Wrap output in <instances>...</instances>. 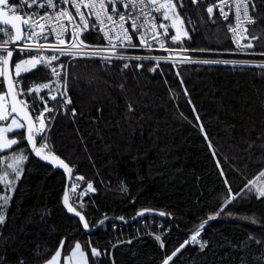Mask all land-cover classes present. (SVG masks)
I'll list each match as a JSON object with an SVG mask.
<instances>
[{
  "label": "trees",
  "instance_id": "obj_1",
  "mask_svg": "<svg viewBox=\"0 0 264 264\" xmlns=\"http://www.w3.org/2000/svg\"><path fill=\"white\" fill-rule=\"evenodd\" d=\"M254 2L257 8L251 14L256 23L249 32L259 37L255 41L259 53L264 51V0ZM173 3L187 32L180 38L185 48L232 51L227 23L215 9L211 18L206 11L211 0L196 5L183 0V7L178 0ZM169 35H175L172 27ZM165 38L169 46L180 47ZM20 58L16 54L13 63ZM150 67L125 69L112 62L73 61L68 108H75L76 115L56 114L47 136L54 153L74 166L73 175L85 178L78 181L80 186L91 182L95 188L77 205L89 228L103 218L129 221L144 209L168 217L148 216L131 224L108 222L86 233L62 207L64 174L37 161L21 140L14 148L26 150L29 158L21 178L13 183L12 199L3 208L6 221L0 227V256L7 264L20 260L43 264L64 237L65 249L76 241L87 248L90 241L101 250L94 264H163L222 207L224 211L208 220L198 237L206 242L203 250L188 245L168 264H261L264 199H233V194L264 170V70L164 65L161 74ZM22 77L31 84L45 79V74L38 67ZM33 106L37 112L36 100ZM14 135L23 137L24 130L10 134ZM7 155L10 152L0 153ZM5 161L0 162V170ZM0 189L3 195L1 184ZM89 260L93 261L90 255Z\"/></svg>",
  "mask_w": 264,
  "mask_h": 264
},
{
  "label": "snow or ice",
  "instance_id": "obj_2",
  "mask_svg": "<svg viewBox=\"0 0 264 264\" xmlns=\"http://www.w3.org/2000/svg\"><path fill=\"white\" fill-rule=\"evenodd\" d=\"M180 6L183 7V0H178ZM204 0H191L193 5L203 3ZM71 10H70V8ZM176 5L173 0H19L18 3H13L12 0H0V153H9L7 156H0V162L11 160L7 163L6 169H11V172L5 170L3 175H0V182L6 180L9 176L8 183L5 188L12 190V183L18 181L24 171V162L29 158V153L24 149L14 148L21 140H26L31 147L32 153L40 160L46 161L54 167L63 168L67 174L69 184L63 196V204L69 213H73L79 217L80 222H83V228L89 230V224L82 211L78 210L77 205L83 203V197L88 191L95 192V188L91 182H86L84 187H81L76 181H84L82 175H73L74 166H70L65 160L56 155L52 149L47 136V130L51 127V122L55 119L57 112H70L73 117L76 115L75 108H68L72 103L71 97L67 93V68L61 57H72L73 59H100L109 62L113 59L124 61L126 59H134L136 61L150 60L156 61L155 67H150L152 72L159 67L160 61L170 62L165 57H125L119 49L137 48L139 47L133 41V36L140 41L141 45H146L151 48L149 43L147 25H152L153 28L163 29V32H155L151 39H157L158 36H167L169 42L180 44L179 49L172 51L191 52V51H214L212 49H188L183 46L180 39V29L176 26V21L184 23L180 15L175 11ZM214 8L220 13L224 21H229V16L233 15L236 21V26L231 22L228 23V28L233 34V39L236 40L238 35L248 33L247 27H243L242 31H238V27L247 24H255L256 19L251 12H255L257 5L254 0H214L213 4L207 6L206 11L209 17H212ZM74 10V11H73ZM156 13L158 15H153ZM159 21V23H157ZM165 21H171V24H166ZM215 22V21H213ZM191 23V21H189ZM130 25V27H126ZM169 27L176 29V35H169ZM94 32L98 36H102L106 43L90 45L86 43L87 37L81 39L86 32ZM187 35V32L184 33ZM54 39H51L53 38ZM245 39L249 43L241 45L239 40H236L237 48L240 51L254 48L252 40L257 37L254 34L245 35ZM163 47L164 42L157 40ZM10 44L16 47H9ZM29 44H34L36 47H28ZM87 49V50H86ZM51 52V55H44L45 52ZM19 52L20 59L12 63L14 53ZM58 53V54H57ZM107 53V54H105ZM248 55L264 56V51L256 53H246ZM58 62V63H53ZM173 64L174 61H171ZM183 63H201V64H231L234 67L255 66L264 70V63L252 65L250 61H228V60H213L201 59L194 60L190 56H184ZM47 69L54 79H49L47 82L40 84L31 83L27 89L22 87V74L33 71L38 67ZM128 63L123 64V68H128ZM136 68H142L143 64H136ZM163 70H161V74ZM177 76H180L178 71ZM181 85L183 80L181 79ZM123 87V85H121ZM6 88V90H5ZM62 88L63 91L58 89ZM47 89L46 95L41 96L39 93ZM33 93L36 95L34 96ZM187 95V90L185 89ZM35 100H39L44 107L36 113V108L33 106ZM49 101H56V104L49 107ZM191 103V101H189ZM129 111H133L129 105ZM195 111V109H193ZM45 113H54L52 116H46ZM199 121V115L196 117ZM38 123V127H37ZM24 130V136L19 135L9 136V133ZM201 132L204 133L207 140V133L203 125H200ZM211 148V142L209 141ZM251 147V145H250ZM215 156V152H213ZM219 166V162L217 161ZM223 175V172H221ZM264 180V170L253 179L248 181L244 189L239 193L233 194V199L236 196H253L258 200L264 199V183H258ZM227 184V180H225ZM79 189V193H77ZM127 192V188L122 189ZM3 191V189H0ZM231 194V189L229 188ZM12 197L10 195H0V227L5 224L6 216L3 214L5 208ZM231 203L226 200V204ZM225 204V206H226ZM150 210L145 209L137 215H143L144 212ZM223 207L220 208L215 215H209L208 220L215 219L216 216L223 212ZM159 215L164 216V212H159ZM123 219V218H121ZM205 220L191 234L190 239H186L171 255L166 256L163 264H168V261L188 245H199L203 250L206 242H201L198 237L207 224ZM103 224V221H100ZM157 241L161 237H155ZM67 237L60 240L58 248L54 254L43 264H94L95 258H99L101 250L92 246L88 242L85 248L81 242L76 241L65 249ZM131 241H129L130 243ZM259 244L260 241L258 240ZM163 243L161 247L163 248ZM90 249V253L88 251ZM89 255L93 258L90 262ZM261 264H264V257L260 258ZM0 264H7L3 256H0ZM23 264V260H20Z\"/></svg>",
  "mask_w": 264,
  "mask_h": 264
},
{
  "label": "built area",
  "instance_id": "obj_3",
  "mask_svg": "<svg viewBox=\"0 0 264 264\" xmlns=\"http://www.w3.org/2000/svg\"><path fill=\"white\" fill-rule=\"evenodd\" d=\"M211 1H212V4H213L214 0H211ZM12 2L13 3H18L19 0H12ZM69 8H70V6H69ZM70 10H71V8H70ZM215 11H216L217 17L220 20L224 21L223 18L220 16L219 11L217 9H215ZM250 14H251V10H250ZM153 15H158V14L153 13ZM224 22L227 23L226 31H227V33H228V35L230 37L231 45H232V48H233L230 53H222V52H217V51H207V52H205V51H191V52L172 51V49H179L180 47H171V46H169L167 44V41H166V38H165L164 35L158 36L157 39H151V37L153 36V34L155 32H160V33L163 32V29L153 28L152 25H147L146 26L147 28L150 29V31L148 32L147 36H148V39H149V43L152 45L151 48H148L146 45H141L140 41L137 40L135 36H133V41L136 44H138L139 47L134 48V49H132V48H128V49L121 48V49H119V51L126 58L127 57H135V56H141V57H165L170 62H164L163 60H161L160 64H159V67H156V70L159 69L160 71H161V69H162V67L164 65H172V66H177V65H207V66H230V67H234L231 64H223V63H221V64H210V65L209 64H201V63H183L182 60H183L184 56H190L194 60L213 59V60H221V61H223V60H228V61H250L252 63V65H257V64H260V63H264V56L246 54V53L256 52L255 51V41L256 40H252L251 41L253 43V45H254V48H252V49H245L244 51H240L237 48L236 40H239V43L241 45L249 43V40L245 39L244 36L245 35H250L249 29H250V27L253 24L245 23L243 26L238 27V31H242L243 27H247L248 33H245L244 35H238L236 37V40H234L233 39V34L228 28V23L229 22H231L234 26H236V21H235L234 16L230 15L229 16V21H224ZM157 23H159V21ZM126 27H130V25H126ZM84 37H87L86 43L90 44V45L106 43V41L103 39L102 36H98L96 33L91 32V31L86 32L84 34V36L81 37V39H84ZM51 39H54V37L51 38ZM157 40H160V41L164 42L163 47L161 46V43L157 42ZM9 47H16V45L10 44ZM28 47L34 48V47H36V45L29 44ZM16 54L19 55V52L14 53V56ZM51 54H52L51 52H47V51L44 53V55H46V56L47 55H51ZM105 54H107V53H105ZM61 60L66 65H68V68H67V72H68V76H67V93H68V86H69V69H70V65L72 64L73 61H76V60H99V61H102V60H100L98 58L97 59H80V58L73 59L72 57H66V56L61 57ZM171 61H174L175 63L173 64ZM109 62H112V63L120 65V66H123L124 63H128L131 67H135V65L138 64V63L143 64V65L144 64H149L151 67H155L156 66V61L153 60V59L141 60V61H136L134 59H126L124 61L113 59V60H111ZM53 63L55 64V63H58V62H53ZM39 68H40V70L42 72H44L45 79H43V80H41L39 82H34V83L40 84L42 82H47L49 79H54V77H51V75H50V73H49V71L47 69L43 68L42 66L39 67ZM235 68H258V69H260L259 67H255V66H244V67H235ZM22 79H23L22 87L27 89L30 84H26L25 79L23 77H22ZM58 90L59 91H63L62 88H59ZM47 92H48V90L44 89V90H42L39 93V95L44 96V95L47 94ZM33 95L35 96L36 94L33 93ZM36 101L38 102V110H37L36 113H38L39 110L44 107V105L39 100H36ZM34 103H35V101H34ZM34 103H33V105H34ZM55 104H56V101H49V105L48 106L52 107ZM58 113H60V112L55 113V115L58 114ZM45 115L46 116H52V115H54V113H45ZM51 124H52V122H51ZM38 126L39 125L37 123V127ZM48 130H47V134H48ZM76 183L80 185V183L78 181H76ZM77 193H79V189H77ZM69 194H70V196L73 195L71 193L70 186H69Z\"/></svg>",
  "mask_w": 264,
  "mask_h": 264
},
{
  "label": "water",
  "instance_id": "obj_4",
  "mask_svg": "<svg viewBox=\"0 0 264 264\" xmlns=\"http://www.w3.org/2000/svg\"><path fill=\"white\" fill-rule=\"evenodd\" d=\"M13 59H14V56L12 58V63H13ZM5 90H6V88H5ZM23 141L26 143V145H27V147H28L31 155L37 161H39V162H41V163H43V164H45L47 166H50L53 169V171H60V172H62L64 174V176H65L64 193H65L66 190L69 191V188H66V185L69 184L68 177H67V174L64 172L63 168L54 167L53 165L47 163L46 161L40 160L37 156H35L34 153H32L31 147L27 144V141L26 140H23ZM64 193H63V196H64ZM63 196H62L61 204H62V207H63L64 211L67 213L68 216H70V217H72L74 219H77L79 221V223L81 224L82 228H83V222H80L79 217L75 216L73 213H69L67 211V209L65 208V206H64V204L62 202L63 201ZM142 211L143 210H141L139 212H142ZM139 212H137V213H139ZM159 212H161V211L150 210L149 212H144L143 215H137V213H136V215L131 220H129V221H123V220L118 219V218H103V219H101V220L98 221V223L96 224V226L94 228H89V230H87V231L84 228L83 229H84V231L86 233L92 234V233L96 232L98 229H100L105 223H108V222H111V223H126V224H131V223H133L134 221H136V220H138L140 218L148 217V216H153V217H156V218H159V219H166L168 217V215L166 213H165L164 216L159 215ZM100 221H103V224H101Z\"/></svg>",
  "mask_w": 264,
  "mask_h": 264
},
{
  "label": "rangeland",
  "instance_id": "obj_5",
  "mask_svg": "<svg viewBox=\"0 0 264 264\" xmlns=\"http://www.w3.org/2000/svg\"><path fill=\"white\" fill-rule=\"evenodd\" d=\"M170 24H171V21H170ZM176 26H177V28H179L180 29V38H182L183 36H184V33H185V29H184V27H183V25L180 23V21L179 20H177L176 21ZM174 29V32H175V35H176V29L175 28H173ZM257 40V39H256ZM15 57V56H14ZM14 60V59H13ZM19 59H17L16 61H18ZM15 61V62H16ZM14 62V63H15ZM128 68H134V67H131V66H129ZM30 72V71H29ZM26 73H28V72H26ZM10 134H12V133H9L8 135L10 136ZM7 163H11V160H6L4 163H3V167H2V169L0 170V175H3V172L5 171V170H7L8 172L9 171H11V169H6V165H7ZM258 183H264V180H262V181H260V182H258Z\"/></svg>",
  "mask_w": 264,
  "mask_h": 264
},
{
  "label": "crops",
  "instance_id": "obj_6",
  "mask_svg": "<svg viewBox=\"0 0 264 264\" xmlns=\"http://www.w3.org/2000/svg\"><path fill=\"white\" fill-rule=\"evenodd\" d=\"M9 172H11V171H9ZM10 179H11V177L9 176L6 180H4L3 182H0V184L4 186L5 184L8 183V180H10ZM13 183H12L11 188H13ZM4 189H5V193L3 195H10L11 196L12 190H9L8 188H5V187H4ZM2 211L4 214V210H2ZM62 264H63V261H62Z\"/></svg>",
  "mask_w": 264,
  "mask_h": 264
}]
</instances>
